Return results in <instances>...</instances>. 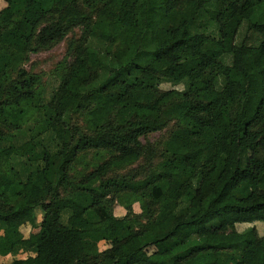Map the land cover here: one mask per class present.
Here are the masks:
<instances>
[{
    "label": "trees",
    "instance_id": "obj_1",
    "mask_svg": "<svg viewBox=\"0 0 264 264\" xmlns=\"http://www.w3.org/2000/svg\"><path fill=\"white\" fill-rule=\"evenodd\" d=\"M3 2L0 264H264V0Z\"/></svg>",
    "mask_w": 264,
    "mask_h": 264
},
{
    "label": "rangeland",
    "instance_id": "obj_2",
    "mask_svg": "<svg viewBox=\"0 0 264 264\" xmlns=\"http://www.w3.org/2000/svg\"><path fill=\"white\" fill-rule=\"evenodd\" d=\"M4 7H5V3L3 2V0H0V13ZM0 18H1V14H0ZM78 34H79V30L78 29L74 30L73 33L67 37V40L71 36L78 35ZM247 37H248V40H247L248 43L255 42V37L252 36L251 34L248 35ZM65 55H66V41L60 43L59 45H57L50 51L42 52L37 55H31L29 63L25 65V69L28 72H30L31 74H36L40 76L41 83H42L41 88H43L46 98L49 97V93L51 92L53 88H55L58 82L56 68H57L58 63H60L64 59ZM160 88L162 90H169L173 88V86L170 84H162L160 85ZM175 89L181 90L182 87L179 85V86H176ZM224 93L228 96L231 95L230 88H225ZM159 138H160V134L155 133L151 135L148 138V140L150 142H154L158 140ZM142 142H145V141L142 139ZM111 194L114 198L113 213L116 217H123L126 213V210L129 207L132 208L133 212L140 213L139 196L137 194L126 193V192H123L115 188L111 189ZM135 224L139 226L140 225L139 220L136 219ZM251 226H254L256 228L258 234H261L262 232H264V224L262 223H257L253 225L251 224L238 225L237 230L242 231L245 228H249ZM21 232L25 237L29 236L30 234L28 228H22ZM30 235L37 237L39 235V229L33 230ZM106 246L107 244L100 245L99 249L103 250V248H105Z\"/></svg>",
    "mask_w": 264,
    "mask_h": 264
},
{
    "label": "crops",
    "instance_id": "obj_3",
    "mask_svg": "<svg viewBox=\"0 0 264 264\" xmlns=\"http://www.w3.org/2000/svg\"><path fill=\"white\" fill-rule=\"evenodd\" d=\"M3 229H4V227L0 226V235L3 233ZM103 244L106 245L105 242H100L99 247H100V245H103ZM105 248H107V246ZM105 248H103V249H105ZM12 259H13V257H11V256H6V257L0 256V263H10L12 261Z\"/></svg>",
    "mask_w": 264,
    "mask_h": 264
}]
</instances>
